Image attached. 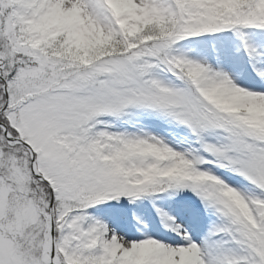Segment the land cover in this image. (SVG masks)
<instances>
[{"label": "snow or ice", "instance_id": "1", "mask_svg": "<svg viewBox=\"0 0 264 264\" xmlns=\"http://www.w3.org/2000/svg\"><path fill=\"white\" fill-rule=\"evenodd\" d=\"M0 264H264V0H0Z\"/></svg>", "mask_w": 264, "mask_h": 264}]
</instances>
